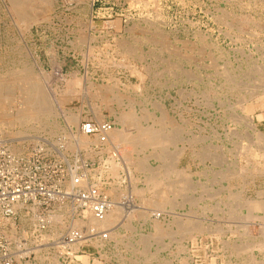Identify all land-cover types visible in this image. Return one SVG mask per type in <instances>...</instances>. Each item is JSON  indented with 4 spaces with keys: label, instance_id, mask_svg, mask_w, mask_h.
<instances>
[{
    "label": "rangeland",
    "instance_id": "rangeland-1",
    "mask_svg": "<svg viewBox=\"0 0 264 264\" xmlns=\"http://www.w3.org/2000/svg\"><path fill=\"white\" fill-rule=\"evenodd\" d=\"M36 84L57 115L36 109ZM0 91V145L47 144L113 202L100 221L66 199L38 209L41 236L28 210L0 219L27 240L19 263L264 264V0H0ZM18 110L31 120L10 124ZM86 119L115 129L88 137ZM77 227L110 238L65 259L58 240Z\"/></svg>",
    "mask_w": 264,
    "mask_h": 264
},
{
    "label": "built area",
    "instance_id": "built-area-1",
    "mask_svg": "<svg viewBox=\"0 0 264 264\" xmlns=\"http://www.w3.org/2000/svg\"><path fill=\"white\" fill-rule=\"evenodd\" d=\"M113 129L115 123L109 119H86L80 124V133L88 137H102ZM50 156L45 143L36 144L29 157L16 156L0 145V219L15 221L20 211L28 210L32 214L31 219L35 218L32 233L41 236L49 230L52 223L50 218L39 213L38 209H44L48 213L55 203L66 199L73 209L74 218L87 220L92 216L97 221L102 220L113 204L102 184L90 181L85 171L81 174L77 168V176L86 175L87 184H78L71 188L72 167L64 159L71 172L68 175L69 180L65 181L66 163L52 160ZM18 233V229L15 233L11 232L12 235ZM110 233L108 230H93L87 233L82 228H70L59 238L57 246L65 251V259L76 260L75 247L93 239L107 241ZM19 236L20 242L0 230V264H19L20 259L25 257L20 256L18 252L27 250V240L22 234Z\"/></svg>",
    "mask_w": 264,
    "mask_h": 264
},
{
    "label": "bare ground",
    "instance_id": "bare-ground-1",
    "mask_svg": "<svg viewBox=\"0 0 264 264\" xmlns=\"http://www.w3.org/2000/svg\"><path fill=\"white\" fill-rule=\"evenodd\" d=\"M41 86L38 84L35 85L36 88V96L38 98V101L35 102L36 104V109L41 110L42 114H46V115H57L56 114V110L54 109V100H53V96L51 95V92L49 90H43L40 88ZM25 91V89H24ZM24 95H26V97H29L27 93H24ZM13 99L15 97L14 94H12ZM4 97L3 93L0 91V106L1 108H4V101L2 100V98ZM15 114V116H10V124H15L17 122L22 123L24 122H29L31 120V115L23 113L22 111L18 110L17 112H13ZM13 115V114H10ZM19 135V134H18ZM149 137V132L146 130H143L135 139L137 140V144L138 143H142L144 140H146V137ZM22 137V136H21ZM24 139H30L29 136H25L22 137ZM76 140V150L79 151V145H80V139L78 138V136L74 137ZM66 145H69L70 143H65ZM185 149V148H184ZM184 151V150H182ZM163 153V152H162ZM167 157V155H166ZM126 159L127 161L131 164V157L129 154L126 155ZM144 163V162H143ZM142 163V164H143ZM138 168L141 167L142 165H140V163H137ZM147 166V165H146ZM168 167V166H167ZM141 169H145V166L143 164V167H141ZM147 169V168H146ZM79 176H77L76 173H73V180H77ZM154 178V177H153ZM184 184V183H182ZM184 187V185H183ZM181 187V188H183ZM161 202H158V205H161V203L163 204V201L160 200ZM157 205V204H156ZM162 206V205H161ZM137 207V206H136ZM163 207V206H162ZM140 208V207H138ZM252 208H254L255 210L260 209V208H264V203L261 202H253L252 203ZM165 212V211H164ZM105 222H103L106 225V219L104 220ZM193 225V224H192ZM194 227L196 228V226L194 225Z\"/></svg>",
    "mask_w": 264,
    "mask_h": 264
},
{
    "label": "crops",
    "instance_id": "crops-1",
    "mask_svg": "<svg viewBox=\"0 0 264 264\" xmlns=\"http://www.w3.org/2000/svg\"><path fill=\"white\" fill-rule=\"evenodd\" d=\"M10 232H12V231H10ZM20 235V234H19ZM19 264H21V263H19Z\"/></svg>",
    "mask_w": 264,
    "mask_h": 264
}]
</instances>
